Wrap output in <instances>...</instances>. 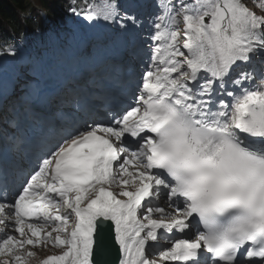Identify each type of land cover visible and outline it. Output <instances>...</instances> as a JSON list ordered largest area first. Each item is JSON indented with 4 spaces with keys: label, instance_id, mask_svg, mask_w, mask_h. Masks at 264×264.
Here are the masks:
<instances>
[{
    "label": "snow or ice",
    "instance_id": "obj_1",
    "mask_svg": "<svg viewBox=\"0 0 264 264\" xmlns=\"http://www.w3.org/2000/svg\"><path fill=\"white\" fill-rule=\"evenodd\" d=\"M144 6L68 9L112 30L70 38L85 68L123 73L115 94L49 88L46 53L4 49L0 264H31L46 246L60 251L38 264H264V14L245 0Z\"/></svg>",
    "mask_w": 264,
    "mask_h": 264
},
{
    "label": "trees",
    "instance_id": "obj_2",
    "mask_svg": "<svg viewBox=\"0 0 264 264\" xmlns=\"http://www.w3.org/2000/svg\"><path fill=\"white\" fill-rule=\"evenodd\" d=\"M67 2L68 0H38V6L53 15L58 12L59 5L67 7ZM31 11L40 17L35 5L29 0H0V44L3 43L7 48L18 46L11 41L9 35H20L23 28L36 24Z\"/></svg>",
    "mask_w": 264,
    "mask_h": 264
},
{
    "label": "rangeland",
    "instance_id": "obj_3",
    "mask_svg": "<svg viewBox=\"0 0 264 264\" xmlns=\"http://www.w3.org/2000/svg\"><path fill=\"white\" fill-rule=\"evenodd\" d=\"M246 2H250V3H252V5H253V7L255 8V10L257 11V8L255 7V4H254V2L253 1H251V0H245ZM250 7H252L251 5H250ZM37 253H39V252H37ZM43 254H45L46 255V252H44ZM31 264H33V262L31 261Z\"/></svg>",
    "mask_w": 264,
    "mask_h": 264
}]
</instances>
